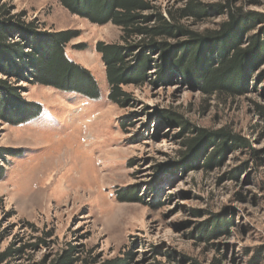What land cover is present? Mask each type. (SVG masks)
I'll return each mask as SVG.
<instances>
[{"label":"rangeland","instance_id":"rangeland-1","mask_svg":"<svg viewBox=\"0 0 264 264\" xmlns=\"http://www.w3.org/2000/svg\"><path fill=\"white\" fill-rule=\"evenodd\" d=\"M201 2L209 15L185 19L184 26L201 34L220 30L229 17L214 6L226 0ZM185 4L154 0L153 13L169 17ZM236 6L264 17V0H239ZM0 18L50 33L78 31L67 55L92 73L102 91L94 101L32 85L0 68L3 114L23 102L41 108L37 119L19 125L0 117V149L14 154L0 160V227L7 236L0 250L22 249L17 264L49 263L73 248L77 264H264V57L251 67L244 95H209L175 66L164 78L152 66L146 84L124 88L131 98L121 107L108 99L105 65L96 50L98 42L123 44L121 28L75 16L59 0H0ZM251 39L260 40L256 50L263 46L264 22L257 21L243 49ZM18 41L9 38L7 46ZM186 42L166 40L169 49ZM167 58L160 53L156 64ZM168 112L196 129H227L248 140L261 158L231 147L210 168L204 157L179 168L195 134L169 122ZM124 191L140 200L121 201ZM222 216L233 222L230 231L200 239L199 230H212V221Z\"/></svg>","mask_w":264,"mask_h":264},{"label":"trees","instance_id":"trees-1","mask_svg":"<svg viewBox=\"0 0 264 264\" xmlns=\"http://www.w3.org/2000/svg\"><path fill=\"white\" fill-rule=\"evenodd\" d=\"M59 1L75 16L99 26L110 23L122 29L123 44L98 42L96 45L105 65L108 99L121 107L131 98L124 88L146 84L152 66H156L157 72L160 71L161 78L167 76L168 69L175 66L183 78L209 95H244L251 67L257 66L264 57V44L256 50L260 43L258 39H251L252 44L248 49L242 48L243 39L255 29L257 21L264 22V17L244 14L236 6L239 0H226L224 4L215 5V10L220 15L227 14L229 20L221 25L220 30L202 34L187 29L183 24L185 19L200 21L209 15L210 8L202 4L201 0H185V6L170 12L169 17L163 16L159 11L153 13L157 9L153 5L154 0ZM148 12L152 13L146 15ZM79 35L78 31L72 30L45 32L34 23L26 24L13 18H0V68L6 75L25 80L32 85L52 87L64 93H78L90 100H100L102 91L95 77L66 52L68 44ZM13 37L19 38V41L15 45L7 46V40ZM178 37L186 38L187 42L178 48L169 49L166 40ZM135 38L140 40L136 41ZM156 53L158 57L154 58ZM160 53L162 58L168 53V58L158 65L156 62ZM259 109L264 119V107ZM6 110L7 114L0 110V117L12 125L30 122L41 114L40 105L36 103L23 102L12 110ZM165 116L169 122L195 134L186 144L188 151L182 152L188 159L179 168L186 169L189 164L202 157L208 160L204 167L210 168L217 157L231 147L251 149L255 159L261 158L260 152L254 151L248 140L227 129H196L179 114L168 112ZM209 148H213V152H208ZM193 152L189 158L188 155ZM13 155L8 150L0 149L2 161L6 156ZM3 177L4 170L0 168V179ZM121 194L120 200L123 202L140 200L131 197L129 191ZM232 224L227 216L214 219L211 223L212 230L207 226L199 230L200 239L208 241L221 233H227ZM6 238L0 227V245ZM42 243L46 244V241L43 240ZM74 250L75 248L60 254L49 263L42 264H77L79 259L75 258ZM22 253V249L13 245L0 250V264H17ZM103 264L127 262L118 259Z\"/></svg>","mask_w":264,"mask_h":264}]
</instances>
